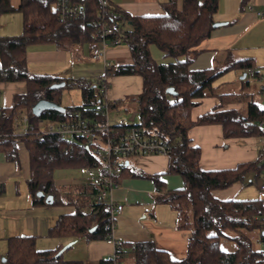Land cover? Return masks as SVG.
<instances>
[{"label":"trees","instance_id":"16d2710c","mask_svg":"<svg viewBox=\"0 0 264 264\" xmlns=\"http://www.w3.org/2000/svg\"><path fill=\"white\" fill-rule=\"evenodd\" d=\"M248 1L242 0V7ZM53 2L18 0L14 4L13 0H0V16L15 10L23 14L20 35L0 36V81L26 84L24 92L14 95L11 106L0 108V152L19 166L18 142L25 143L30 157L27 187L33 205L62 204L63 199L55 185V170L90 166L95 158L82 141H66L56 135L38 138L34 131L12 134L16 119L27 114L29 122L36 124L39 118L60 121L78 117L102 121L104 118V114L95 108L103 100L100 91L103 76L65 81L58 76L28 71L26 51L31 44L54 43L66 48L96 41L93 20L99 11L97 0H84L80 16L64 22L58 19ZM219 7L220 0H183L181 7L177 6V0H170L165 14L147 16H131L114 7L123 22L121 35L131 50L133 62L117 68L107 66L105 74H138L143 78V90L136 97L138 121L131 124L142 128L147 135L169 141L168 172L181 176L184 183L181 188L164 192L159 200L174 209L178 228L191 231L188 254L182 260L171 259L153 241H139L128 248L122 244L118 260L123 264H264V250H256L249 236L254 229L264 230V198L219 200L212 195L215 189L244 181L249 173H264V148L260 147L256 160L240 163L235 168L203 170L200 167L201 149L192 145L189 137V130L195 124L212 123L221 124L226 137L264 136V125H260V121H264V106L252 99L244 109L216 108L196 121L192 119L196 100L219 95L214 81L229 68H251L253 75H259L250 59L238 60L221 71L190 68L192 58L189 54L210 37ZM152 45L174 60L158 62L152 56ZM61 81L66 82L63 87L51 86ZM246 84L249 85L248 81ZM64 87H79L82 103L65 106L64 112L45 110L40 116L33 114L32 108L40 99L62 105ZM168 87H174L176 94L167 93ZM220 97L221 100L232 99L234 94H220ZM115 128L121 133L126 130V127ZM153 179L158 191H163L165 186L160 177ZM99 190V185H84L81 192L84 201L75 204L73 212L59 215L49 235L70 237L73 241L110 238V208L106 202H96ZM39 192L44 194L39 196ZM50 194L53 203L45 201ZM92 227H95L93 232L90 231ZM222 239L232 241L234 249H223ZM61 248L40 250L36 247L35 236H12L8 238L7 251L0 264H114L111 257L95 263L67 260L64 252L57 256Z\"/></svg>","mask_w":264,"mask_h":264},{"label":"crops","instance_id":"0c3cea01","mask_svg":"<svg viewBox=\"0 0 264 264\" xmlns=\"http://www.w3.org/2000/svg\"><path fill=\"white\" fill-rule=\"evenodd\" d=\"M76 1L82 4L84 2ZM169 1L110 0L119 12L131 16L165 14ZM241 1L225 0L223 3L220 0V7L214 18L216 22L224 24L215 27L210 37L191 51V69L213 68L221 71L242 59H250L253 67L255 66L259 55L264 52V18L257 14V11L264 9V0H249L243 7ZM182 3L183 0H177L178 7ZM54 6L55 2L52 4L53 8ZM18 12L6 15L3 19L1 17L4 13L0 16V23L1 20L4 21V27L0 24L4 28H1L0 36H17L23 32V14ZM124 45L110 43L103 56L94 58L92 50L100 46L98 41L74 44L66 48L54 43L31 44L26 51L27 68L31 74L58 76L65 81L92 80L104 77L107 66L117 68L133 62L130 48L126 43ZM225 73L233 74L230 78L224 76L228 79L226 82L233 83L235 78L245 79L249 72L247 69L233 67ZM248 84L250 86L249 81ZM214 86H217L215 81ZM245 86L242 80L238 86L241 92H224L197 99L191 112L192 119L196 121L199 116L216 108L244 109L248 102V93L243 92ZM25 88L24 82L0 81V108L11 106L14 95L24 92ZM142 90L143 78L138 74L108 77L107 96L118 100L108 116L112 124L124 119L121 113L112 119L113 111L120 109L126 101H133L132 97L139 95ZM220 94H234V98L221 100ZM189 137L191 144L201 149L200 167L203 170L232 169L240 163L254 161L261 147L260 136L226 137L223 126L218 123L195 124L189 130ZM18 150L19 166L7 160L4 153L0 152V241L7 242L8 247V238L24 233L23 235L36 237V247L40 250L56 249L72 242V246L64 251V258L67 260L95 263L102 258L111 257L115 246L107 239L78 238L73 241L70 237L49 235V230L59 215L73 212L75 204L84 201L81 192L84 185L90 184L89 175L84 173L85 176L80 178H54L63 199L62 204L55 205L60 208L49 211L48 208L53 204L33 205L32 201L20 202L16 199V179L25 177L26 182L29 179L30 157L24 142H18ZM126 167L119 178V185L111 191L114 201L123 205L122 211L115 218L112 232L114 239L121 241L127 248L135 242L153 241L171 259H184L188 254L191 231L178 228L174 209L159 200L167 190L181 188L184 183L182 177L169 174V157L163 154L131 157ZM249 175L250 173L247 176ZM155 176H159L164 183L165 188L161 192L156 187L153 179ZM20 190H23L21 186ZM243 191L247 193L242 183L237 182L227 188L213 190L212 195L219 200H230L237 199V195ZM18 219L23 223L16 226Z\"/></svg>","mask_w":264,"mask_h":264},{"label":"built area","instance_id":"2783aa9c","mask_svg":"<svg viewBox=\"0 0 264 264\" xmlns=\"http://www.w3.org/2000/svg\"><path fill=\"white\" fill-rule=\"evenodd\" d=\"M99 11L93 20V35L100 46L92 50L94 58L104 55L106 47L111 43L119 45L123 43L121 35L122 20L118 11L111 5L110 0H97ZM54 9L58 19L67 21L78 18L82 12V5L74 0H54ZM257 14L264 18V9L257 11ZM247 72L253 74V69L248 68ZM108 77H103L100 91L103 100L95 105L96 110L102 112L104 120L78 117L66 121L46 120L39 118L36 124L29 122L27 114L21 115L14 122L16 133H26L34 131L38 138L44 135H56L66 141H82L86 144L90 154L95 158L90 166L83 167L84 173L89 175L90 183L100 186L96 202H106L110 208L112 232L115 226V218L122 211L123 205L114 201L111 197L113 188L119 185V178L131 157L142 155H169L171 145L167 139H161L147 135L144 130L124 119H120L115 124L109 121L110 110L118 104V100L109 99L107 96ZM264 94V83L261 85ZM264 125V121H260ZM116 126L126 127L124 133L117 131ZM1 136V133H0ZM261 147L264 148V136H260ZM264 190V184L261 185ZM114 243L115 249L111 255L114 264H123L118 260L119 251L122 250V242L116 241L111 235L107 239ZM264 243V235L262 234Z\"/></svg>","mask_w":264,"mask_h":264},{"label":"rangeland","instance_id":"374dc122","mask_svg":"<svg viewBox=\"0 0 264 264\" xmlns=\"http://www.w3.org/2000/svg\"><path fill=\"white\" fill-rule=\"evenodd\" d=\"M18 0H13V3L16 4ZM225 0H223L224 3ZM15 11L6 12L3 14L1 19L5 18L6 15H13ZM20 12V11H19ZM18 12V13H19ZM4 21L1 20V26L4 27ZM218 22V21H217ZM0 27V31H1ZM4 28H2L3 30ZM2 32V31H1ZM0 32V33H1ZM15 36V35H12ZM123 46L124 43H122ZM121 44V45H122ZM152 56L158 61V62H169L174 60L172 56H165L164 53L157 48V46L152 45L151 47ZM255 66H257L259 70V75H253L248 73V76L245 79H239L235 78L233 83L226 82L228 81L227 78H230V75H233L232 73H223L220 75L216 80L215 84L216 86V92L217 93H224V92H241V89L238 88L239 84L243 80L245 83L246 81L250 82V86L246 84L244 93H248V100L253 99L260 105L264 106V94L261 91V85L264 83V52L259 55L257 63H255ZM254 66V67H255ZM256 68V67H255ZM225 76V77H224ZM113 77V75H109V79ZM223 77V78H222ZM99 92V86L97 89V95ZM138 96V95H137ZM136 95L132 97L133 101H126L124 105L119 107L120 109H116L113 111V118H117L118 113L121 116L128 120L129 122L138 121V115H137V100ZM247 97V95H246ZM131 99V97H130ZM62 105L63 106H75L82 103V92L79 87H64L63 88V98H62ZM136 107V109H135ZM133 115V117H132ZM25 147V146H24ZM85 174L80 168H63L58 169L54 173V178H64V177H70V178H80L84 177ZM251 179V180H249ZM25 177H19L16 179V199L20 202H31V196L28 192L27 182L25 181ZM244 186V190L247 191L245 193L244 191L241 192L239 195H237V199H256V198H264V190L261 189V185L264 184V173H261L260 175H256L255 173H250L249 176L246 177L244 181L241 182ZM20 186L23 190H20ZM23 191V192H22ZM26 193V194H25ZM28 193V196H27ZM60 208L59 206L52 205L50 208H48L49 211H52L51 209ZM23 223L21 220H16V226ZM24 234V233H23ZM21 234V235H23ZM51 236V235H50ZM249 236L252 242L253 247L256 250H264V243L262 241V230L261 229H254L249 232ZM7 242L0 241V261L2 257L6 254L7 251ZM66 245V244H65ZM63 245V246H65ZM221 247L226 250L234 249L235 244L228 240V239H222L221 240Z\"/></svg>","mask_w":264,"mask_h":264},{"label":"water","instance_id":"95a60500","mask_svg":"<svg viewBox=\"0 0 264 264\" xmlns=\"http://www.w3.org/2000/svg\"><path fill=\"white\" fill-rule=\"evenodd\" d=\"M222 24H224V22H215L213 24V26L215 28V27L220 26ZM243 77H245V74L243 75ZM65 84H66L65 81H61V82H58V83H54L51 86L53 88H56V87L58 88V87H63ZM167 93L175 95L176 91L174 90V87H168L167 88ZM45 110H54V111L64 112L66 110V107L61 105V104H58V103H56L54 101L48 100V99H40L39 101H37L35 103V105L32 108V112L36 116H40L42 114V112L45 111ZM43 194H44L43 192H39L38 193L39 196H41ZM53 200H54V198H53V195H51V194L47 195V197L45 198V201L49 202V203H53ZM94 230H95V227H92L90 229L91 232H93ZM262 234L264 235V230L262 231ZM71 245H72V242H70L67 245L63 246L58 251L57 256L61 255Z\"/></svg>","mask_w":264,"mask_h":264}]
</instances>
